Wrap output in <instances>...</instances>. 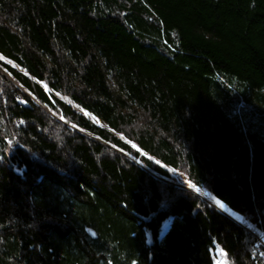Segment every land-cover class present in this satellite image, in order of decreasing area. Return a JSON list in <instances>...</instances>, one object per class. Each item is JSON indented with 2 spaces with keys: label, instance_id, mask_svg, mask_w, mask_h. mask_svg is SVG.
Here are the masks:
<instances>
[{
  "label": "trees",
  "instance_id": "trees-1",
  "mask_svg": "<svg viewBox=\"0 0 264 264\" xmlns=\"http://www.w3.org/2000/svg\"><path fill=\"white\" fill-rule=\"evenodd\" d=\"M0 53V264H264V0H0Z\"/></svg>",
  "mask_w": 264,
  "mask_h": 264
},
{
  "label": "rangeland",
  "instance_id": "rangeland-1",
  "mask_svg": "<svg viewBox=\"0 0 264 264\" xmlns=\"http://www.w3.org/2000/svg\"><path fill=\"white\" fill-rule=\"evenodd\" d=\"M5 63H8L7 60H4ZM13 66H15L13 63H11ZM75 111L80 112L81 114L85 115L87 118L91 119L93 121V117H91L86 111H84L83 109H79L77 105H73ZM98 122H96L97 124ZM169 171V175H170V179L168 180L169 182L179 186V188L184 189V190H188L191 193H194L196 195H198L199 197L205 199V201L214 206L216 209L220 210L221 213H223V215H225L226 217H231L232 219H234L236 222H240L241 219L238 217V215L233 212L232 210H229L227 207H225L223 205V207H221V203L217 204V199H215L214 197H212L210 191L208 188L204 187V186H197L194 185L188 178L187 175L184 171H180V170H173V169H168ZM189 183H192L194 185V187L190 188L188 186ZM169 224V222H165L163 224V226L161 227V231H159L160 236H162L164 229H166L167 225ZM254 236V234H252ZM256 239V238H255ZM257 243L258 245H261L264 247V236H259V239H257ZM220 263L223 264V257H220Z\"/></svg>",
  "mask_w": 264,
  "mask_h": 264
},
{
  "label": "bare ground",
  "instance_id": "bare-ground-1",
  "mask_svg": "<svg viewBox=\"0 0 264 264\" xmlns=\"http://www.w3.org/2000/svg\"><path fill=\"white\" fill-rule=\"evenodd\" d=\"M0 59L3 60V61L6 59L7 62H8L7 64L10 65L11 67H14V66L11 64V63H13V62L9 61L10 59L6 58V57H5L4 55H2L1 53H0ZM4 62H5V61H4ZM13 64H14V63H13ZM30 79H31L32 81L34 80L33 78H30ZM68 101H69V100H68ZM68 101H67V102H68ZM78 108L81 109L79 106H78ZM81 110H82V109H81ZM238 217H239V216H238ZM230 218H231V217H230ZM239 218H240V217H239ZM231 219H232V218H231ZM240 219H241V218H240ZM232 220H234V219H232ZM163 224H164V223H163ZM163 224H161V227L163 226Z\"/></svg>",
  "mask_w": 264,
  "mask_h": 264
},
{
  "label": "snow or ice",
  "instance_id": "snow-or-ice-1",
  "mask_svg": "<svg viewBox=\"0 0 264 264\" xmlns=\"http://www.w3.org/2000/svg\"><path fill=\"white\" fill-rule=\"evenodd\" d=\"M188 186H189L190 188L194 187V185H193L192 183H189ZM217 204H220V201H217ZM220 206L223 207L222 204H221Z\"/></svg>",
  "mask_w": 264,
  "mask_h": 264
}]
</instances>
